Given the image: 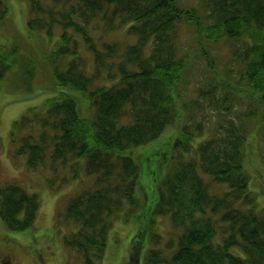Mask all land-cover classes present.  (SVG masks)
<instances>
[{
  "label": "trees",
  "instance_id": "16d2710c",
  "mask_svg": "<svg viewBox=\"0 0 264 264\" xmlns=\"http://www.w3.org/2000/svg\"><path fill=\"white\" fill-rule=\"evenodd\" d=\"M28 1L31 36L44 31L59 38L43 56L24 54L16 37L10 46L0 43V94L32 79L55 93L40 114L22 118L32 132L19 152L28 153V166L36 168L51 140L54 159L84 158L95 176L94 186L67 205L66 215L81 227L66 245L84 264L103 260L109 216L125 202L140 204L141 167L132 152L158 139L164 140L162 161L172 163L155 213L169 215L174 231L148 252L145 264H264V203L251 189L245 152L258 108L264 110V0ZM9 22L10 6L0 0V31ZM123 29L125 40L107 39ZM232 41L242 44L232 55L250 100L237 119L239 105L215 58L216 46ZM198 60L211 73L193 97L188 91ZM208 124L211 136L194 146L210 132ZM169 129L172 136L162 139ZM38 208L36 195L17 184L0 185V215L10 229H32ZM142 216L130 263L139 258L147 234ZM220 232L229 235L216 242Z\"/></svg>",
  "mask_w": 264,
  "mask_h": 264
},
{
  "label": "rangeland",
  "instance_id": "374dc122",
  "mask_svg": "<svg viewBox=\"0 0 264 264\" xmlns=\"http://www.w3.org/2000/svg\"><path fill=\"white\" fill-rule=\"evenodd\" d=\"M10 6L11 22L0 31V43L11 45L14 37L20 42L24 54L34 53L43 56L59 36L51 37L47 32L31 36L28 29L30 17V4L28 0H5ZM187 5H197L199 0H183ZM16 35V36H15ZM109 41H123L126 38L125 30L108 34ZM191 38L188 37V41ZM132 43L136 38H132ZM241 46L240 41L222 43L216 46V64L220 77L230 83L228 88L234 103L238 104V111L233 115L237 119L238 112L249 109L248 87L240 78V67L237 58L232 55L234 46ZM191 55L194 50L190 51ZM201 60L197 62L194 83L190 85L188 94L195 97L194 89L205 85V76L211 73L208 68L202 67ZM232 69L233 71H229ZM45 75L48 68L43 67ZM51 77L52 73L50 72ZM201 81V82H200ZM39 94V96L35 95ZM55 93H47L42 85L32 79L26 81L19 89L3 92L0 94V185L17 184L29 194L37 196L39 208L33 228L26 231L10 229L0 215V250L11 248L16 255L18 264H84L82 255L71 247L65 240L68 236L80 229L81 225L66 215L67 205L72 197L82 189L93 187L95 176L87 171L84 158L68 157L66 160L54 159L52 156L54 141L49 140V152L45 160L36 168L28 166V153L21 154L20 147L23 138L31 132V127L22 118L40 114L44 100ZM37 108L34 111L31 109ZM263 108H258V118L251 128L249 141L245 145L247 155V169L251 175V189L260 196L259 202L264 203V120L262 119ZM210 132L204 137L199 136L194 141L198 145L213 132V124H208ZM39 130L35 131L39 136ZM162 139L168 141L172 136L169 129ZM164 141V140H163ZM163 141L158 139L149 144L135 149L132 153L140 162V184L138 196L140 204L130 206L125 202L124 206L111 214L108 218L111 223L107 234V249L103 260L97 264H129L130 253L133 248V238L142 221L147 224L148 230L142 242L138 261L132 260L130 264H145L146 255L156 246H162L172 237L174 228L169 215L160 216L155 213L160 188L163 186L165 174L169 171L172 162L162 161ZM173 143V140L171 141ZM166 147L165 150H169ZM199 170H201L199 166ZM139 178V177H138ZM218 185V184H217ZM227 186L225 184H221ZM213 187V184L211 188ZM210 188V189H211ZM212 191H215L212 188ZM23 215V213L21 214ZM178 233V231H177ZM157 235V236H156ZM228 236L229 232H220L216 242H221L222 236ZM2 252V251H1ZM0 252V253H1ZM232 252L245 257L241 247L232 248ZM0 260V264H12Z\"/></svg>",
  "mask_w": 264,
  "mask_h": 264
},
{
  "label": "flooded vegetation",
  "instance_id": "af4514ba",
  "mask_svg": "<svg viewBox=\"0 0 264 264\" xmlns=\"http://www.w3.org/2000/svg\"><path fill=\"white\" fill-rule=\"evenodd\" d=\"M2 251V252H1ZM0 260H4L8 263H12L16 260V255L11 248H4L0 250ZM12 264H18L17 262Z\"/></svg>",
  "mask_w": 264,
  "mask_h": 264
}]
</instances>
